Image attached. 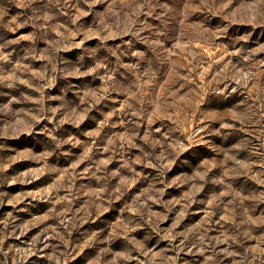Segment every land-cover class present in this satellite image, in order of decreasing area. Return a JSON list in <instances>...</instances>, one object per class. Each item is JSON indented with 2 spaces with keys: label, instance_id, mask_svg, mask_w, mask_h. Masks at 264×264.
Returning a JSON list of instances; mask_svg holds the SVG:
<instances>
[{
  "label": "rangeland",
  "instance_id": "1",
  "mask_svg": "<svg viewBox=\"0 0 264 264\" xmlns=\"http://www.w3.org/2000/svg\"><path fill=\"white\" fill-rule=\"evenodd\" d=\"M0 264H264V0H0Z\"/></svg>",
  "mask_w": 264,
  "mask_h": 264
}]
</instances>
